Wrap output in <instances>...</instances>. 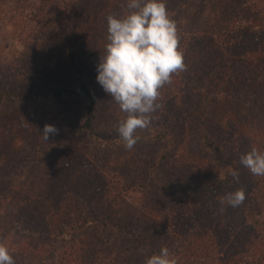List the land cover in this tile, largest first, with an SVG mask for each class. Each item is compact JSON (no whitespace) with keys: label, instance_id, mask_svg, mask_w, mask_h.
Masks as SVG:
<instances>
[{"label":"rangeland","instance_id":"1","mask_svg":"<svg viewBox=\"0 0 264 264\" xmlns=\"http://www.w3.org/2000/svg\"><path fill=\"white\" fill-rule=\"evenodd\" d=\"M165 2L169 15L177 24L179 49L186 64V70L173 74L172 82L161 89L158 100V115L169 114L184 123L177 127L181 134L182 129L184 131L183 144L169 147L170 159L165 167L175 173L176 178L182 179L198 170L210 176L223 175L233 167V163H238L240 172L249 178L251 187L256 183L264 186V177L253 175L241 163V156L253 147L264 152V81L260 87L253 82L252 87L244 85L237 91L238 94L234 91L235 99L217 96L220 100L214 105V125L210 129L217 135L221 132L223 153L229 163L219 164L211 155L193 145L200 115L197 106L199 83L195 75L202 58L198 51L199 40L215 33L226 66L233 69L236 54L247 49L249 55L252 50L247 44L249 36L245 30L264 28L263 22L257 19L264 14V0ZM127 4L128 0H0V81L6 85L29 84L25 80L27 74L30 78L37 70H42V74L50 73L42 58L43 52L33 54L34 39L43 35L41 23L52 19L53 26L59 29L67 26L78 10L86 22L82 25L77 18L73 25L84 29L79 36L83 44L81 53L88 52L91 58L93 55L89 66L91 71L95 70L97 78V64L108 42L107 18L110 14L128 12ZM236 6L251 11L252 17L242 19V16H247L242 14L235 18L236 21L227 19L230 13L237 14L233 10ZM220 27L226 31L221 32ZM261 47L259 45L254 49L250 57L264 55L263 51H259ZM245 82L248 84L250 81ZM249 87L253 88V94L248 92ZM255 88L258 90L255 91ZM97 91L101 102L100 121L104 127L126 119L127 114L120 110L117 102L104 92L99 83ZM81 111L79 103L56 97L43 107L6 102L0 98V244L9 249L16 264H27L25 248L34 249L32 245L39 243L40 246L45 244L48 249L46 264H145L147 256L144 254L129 258L122 254L123 247L128 244L124 233L100 234L90 230L71 234L62 222L68 208L75 206L74 201L80 200L82 192L79 189L90 194V190L95 191L106 180L112 186L107 210L111 208L114 218L121 216L129 227L148 237L176 235L172 221H167L164 216L165 212H156V208H161L157 207L158 204L164 205L161 196L158 199L157 188L150 181V166L153 165L156 148L136 144L128 150L78 137L67 157L57 149L36 158L27 154L20 157L23 151H29V142L36 141L33 137L43 130L47 120L49 124L56 122L53 125L59 129L58 136L64 134L65 127L69 132L77 125L78 131ZM199 165L201 169H197ZM63 183L77 186L74 190L80 192L79 198H73L75 194L72 191L66 195L61 191L62 187L55 186H63ZM252 190L254 193L257 189L253 187ZM81 200L84 201L83 206L88 207L85 199ZM247 218L239 215L233 221L217 222L216 230L206 228L198 235L201 236L199 239H194L195 244L191 246L193 256L188 255L185 261L176 256V264H216L218 260L245 264L247 255L256 256L257 264H264V249L258 247L260 244L255 247L254 242L246 240L250 232H260L257 238L262 241L264 228ZM53 222L57 226L55 232L62 233H58V237L48 236V239L35 238L27 227L26 230L23 227V223L42 227L53 225ZM237 236L241 240L235 245ZM158 240L165 242V239Z\"/></svg>","mask_w":264,"mask_h":264},{"label":"trees","instance_id":"2","mask_svg":"<svg viewBox=\"0 0 264 264\" xmlns=\"http://www.w3.org/2000/svg\"><path fill=\"white\" fill-rule=\"evenodd\" d=\"M233 10L237 14L230 13L227 18L231 19L230 21H236L235 18L242 14L247 15L242 16V19L252 17L251 11L242 7L236 6ZM74 15L67 26H61L59 29L53 26L52 19L45 20L41 23L43 35L34 39L36 44L33 54L43 52L44 57L42 58L45 59V64L50 68V73L42 74V70H37L30 78L27 74L25 80L29 84L16 85L10 83L6 85L0 81V98L6 102H24L32 104V106L43 107L49 100L56 97L77 102L82 106L78 131H76L77 125L69 132L65 127L66 133L64 132L61 136H50L49 141L45 140L42 131H39L37 137H33L36 141L29 142L31 144L29 146L30 153L28 150L23 151L21 158L25 157L26 154L34 155L36 158L52 149H57L64 157H67L69 150L75 147L74 141L78 137L91 142L100 141L102 144L124 147V142L117 131L119 123H110L106 128L100 121L101 102L97 91L98 82L95 70L91 71L89 66L92 63L93 55L91 58L88 52L81 53L83 44L79 36L84 29L73 25L77 22V18H80L82 25L86 20L81 18L79 10ZM257 19L263 22L262 26H264V14L258 16ZM222 27L224 28V26ZM219 30L223 33L226 31L221 27ZM245 33L249 36L247 44L252 50L249 55L247 49L236 54L237 60L234 62L233 69L226 66L225 57L222 55L221 49H218L216 43L218 36L215 33L207 39L201 38L198 44V51L202 58H200L201 61L195 75L199 83L197 106L200 115L198 116V130L196 138H193V145L209 156L211 155L217 163L222 165L230 162L227 160L225 152L223 153L224 139L221 138V132H218L217 135L212 133L210 129L214 125V105L220 100L217 96L223 95L235 99L234 91L238 94L237 91L244 85L252 87L253 82L260 87L264 81V55L256 56V58L250 57L259 45H262L259 51L264 53V28L262 30L254 29V27L248 28ZM246 76H248L247 79H245ZM246 80L250 82L247 84ZM250 87L248 92L253 94V88L250 89ZM256 90L258 89L255 88ZM45 123L49 124L50 121L47 120ZM55 123L53 122V124ZM183 124L182 119L175 120L169 114L158 115L155 112L152 114V122L149 128L138 129L136 132L138 136L136 144H147L156 148V156H153V165L150 166V181L157 188L160 194L158 199L161 196L164 205L159 206L157 202V207L161 208H156L157 211H155L157 213L165 212L164 216L167 221H172L176 235L164 237L161 234L158 236L159 238L156 236H153L154 238L148 237L132 226L129 227L121 216L114 218L110 213L111 208L107 210L112 191V186L107 180L102 182L95 191L90 190V194L79 189L82 192L81 198L85 199L88 207L83 206L84 201L80 198L81 201L79 199L74 201L75 206L68 208L65 213L66 217L62 222L68 228L69 233H86L90 230L100 234L120 232L127 237L128 244L122 249V254L125 257L129 258L137 254L150 257L166 246L173 257L181 256V259L185 261L188 255L192 257L194 254L191 251V246L195 244L194 239H199L201 236L198 235L204 233L206 228L210 229L211 227V229L216 230L218 227L216 223L221 220L229 222L241 215L250 218L251 220H249L256 226L264 228V186L259 185V183L254 184L253 187L257 190L253 193V187L249 185V178L240 172L238 163H233V167L223 175L210 176L209 173L198 170V172L195 171V174L192 173L189 177L182 179L176 178L175 173L165 167L166 161L170 159L169 147L183 144L184 131L181 128V134L177 128ZM42 127L44 128V126ZM217 137L221 139H217ZM201 167L199 165L197 169H201ZM234 170H238V178L232 176L231 173ZM68 185L63 183V186H58L55 184L58 188L62 187L61 191L65 192L66 195L72 191L75 194L73 198H79L80 192L74 190L77 186ZM238 189H243L246 192L244 203L236 208L224 205L225 211L221 212V200L225 199L228 193ZM67 216L68 219H66ZM170 217L172 218L168 219ZM23 227L25 230L27 227V230L32 232L31 235L35 238L47 237L48 239V236L56 235L58 237V233H62L55 232L57 226L54 222L53 225L42 227H36L32 224L27 226L23 223ZM58 231L62 230L58 228ZM193 233L197 235L192 236ZM259 234L260 232H250L246 240L254 242L255 247L258 243L260 244L258 247L264 249V238L262 241L259 240L257 238ZM157 238L165 239V242L161 243ZM235 239L237 240L234 243L236 245L241 239L239 236ZM32 246L34 249L25 248L24 250L27 255V264H46V251L48 250L46 245L40 246L39 243L38 247ZM247 258L248 261L245 264H257L256 256L247 255ZM215 263L230 264L229 260L222 262L218 260Z\"/></svg>","mask_w":264,"mask_h":264},{"label":"clouds","instance_id":"3","mask_svg":"<svg viewBox=\"0 0 264 264\" xmlns=\"http://www.w3.org/2000/svg\"><path fill=\"white\" fill-rule=\"evenodd\" d=\"M123 15L108 16L107 44L97 64V82L127 114L117 129L124 147L132 150L138 142V129H147L152 114L160 107L161 89L172 82L173 74L186 70L184 55L179 49L175 20L169 15L165 0H128ZM45 140L57 135L59 129L46 124ZM242 165L255 176L264 177V152L253 147L241 156ZM233 177L238 178V170ZM246 192L238 189L221 200L224 205L239 207ZM0 264H16L9 249L0 244ZM145 264H176L168 247L147 257Z\"/></svg>","mask_w":264,"mask_h":264}]
</instances>
